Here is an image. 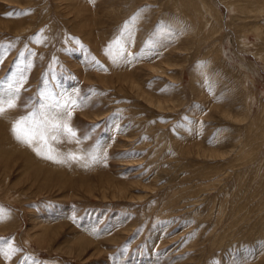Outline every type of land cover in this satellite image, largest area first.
<instances>
[{
  "label": "rangeland",
  "instance_id": "374dc122",
  "mask_svg": "<svg viewBox=\"0 0 264 264\" xmlns=\"http://www.w3.org/2000/svg\"><path fill=\"white\" fill-rule=\"evenodd\" d=\"M0 97V264H264V0H0Z\"/></svg>",
  "mask_w": 264,
  "mask_h": 264
},
{
  "label": "snow or ice",
  "instance_id": "6c2138e0",
  "mask_svg": "<svg viewBox=\"0 0 264 264\" xmlns=\"http://www.w3.org/2000/svg\"><path fill=\"white\" fill-rule=\"evenodd\" d=\"M12 106V105H9ZM4 111L3 107V100L2 97H0V112ZM31 122V116L30 117H21L19 118L13 126V131L17 134L18 139H23L26 143L31 144L34 137L35 132L34 129L29 127V124ZM52 127L57 131H63L66 135H75V131L68 125L67 123H55L52 125ZM55 137H53L54 139ZM41 143H46V137L41 136L40 137ZM49 158H52L49 156Z\"/></svg>",
  "mask_w": 264,
  "mask_h": 264
},
{
  "label": "bare ground",
  "instance_id": "6f19581e",
  "mask_svg": "<svg viewBox=\"0 0 264 264\" xmlns=\"http://www.w3.org/2000/svg\"><path fill=\"white\" fill-rule=\"evenodd\" d=\"M27 159V158H26ZM27 165V164H26ZM27 166H30V165H27ZM23 171V170H22ZM25 171V170H24ZM23 175H25V174H23ZM62 187V186H61ZM36 227V226H35ZM41 231V230H40Z\"/></svg>",
  "mask_w": 264,
  "mask_h": 264
}]
</instances>
